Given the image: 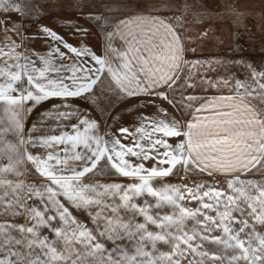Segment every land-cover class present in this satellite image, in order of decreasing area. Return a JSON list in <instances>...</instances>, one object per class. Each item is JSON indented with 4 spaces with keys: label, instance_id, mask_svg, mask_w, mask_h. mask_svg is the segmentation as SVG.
Wrapping results in <instances>:
<instances>
[{
    "label": "snow or ice",
    "instance_id": "obj_1",
    "mask_svg": "<svg viewBox=\"0 0 264 264\" xmlns=\"http://www.w3.org/2000/svg\"><path fill=\"white\" fill-rule=\"evenodd\" d=\"M211 2L0 0V264H264V182L250 178L264 174V61L239 46L188 58L185 33L203 28L189 38L203 42L214 31ZM49 17L77 44L41 23ZM92 29L103 55L83 42ZM38 36L55 46L40 54ZM218 68L244 79L205 75ZM205 86L229 94L197 95ZM181 172L219 174L226 187L166 182Z\"/></svg>",
    "mask_w": 264,
    "mask_h": 264
},
{
    "label": "rangeland",
    "instance_id": "obj_2",
    "mask_svg": "<svg viewBox=\"0 0 264 264\" xmlns=\"http://www.w3.org/2000/svg\"><path fill=\"white\" fill-rule=\"evenodd\" d=\"M221 7L218 9L219 16L214 12L213 16L217 17L211 24V28L214 31L210 32L209 37L203 42H192L189 38H195L199 35V31H203V28L199 30H192L185 33L186 43L189 48H196L195 54L191 51L188 52L189 59H209L217 57H231V49L239 46L244 49V55L248 58L249 62H253L257 68L262 66L264 61V15L261 14V10L264 9V0H218ZM235 4L238 8L245 13V15L238 22L234 17L229 16L223 8V4ZM209 7H215V5L209 0ZM204 27H209L205 24ZM223 40V44H219L217 39ZM231 74H235L238 78L244 79V74L240 70L233 68L231 72H225L223 68H218L216 72L206 73L205 75L211 77L213 80L220 76L228 78ZM218 92H229V88H208L198 89L196 94L204 97L209 94ZM97 178H93L95 180ZM104 182H111L116 180L117 182H127V178L122 177H99ZM166 182L174 183L183 186L194 187L195 183L210 184L213 187L224 188L226 182L222 176H216L213 180L212 177L204 174L193 175L191 173L185 175L183 172L179 176H171L165 178ZM183 203L190 208L197 206L196 202L189 203L184 201ZM23 223V220L20 221ZM168 248L162 247L161 251H167Z\"/></svg>",
    "mask_w": 264,
    "mask_h": 264
},
{
    "label": "crops",
    "instance_id": "obj_3",
    "mask_svg": "<svg viewBox=\"0 0 264 264\" xmlns=\"http://www.w3.org/2000/svg\"><path fill=\"white\" fill-rule=\"evenodd\" d=\"M68 18H71V16L69 15ZM8 16L5 15L3 13V10L0 9V21H4L7 20ZM12 19L16 20L18 19V16L16 14H12ZM41 23L44 24H48L49 26L53 27V29L55 31H57L60 35L63 36V38L68 41L69 43H72L73 45L77 44V41L80 40V37L78 35H74L73 34V30L67 26H65L59 19L53 18V17H49L46 20H42ZM79 23L84 25L85 27H88V24L86 21L84 20H79ZM26 25V30L29 33H34L36 32L37 29V25L35 23H32L31 21H27L25 22ZM84 43H86L90 48H92L94 51H98L99 54H105V38L104 36L101 34L99 29H92L89 33V35L87 37L84 38L83 40ZM35 50H37L38 52H40V54H46V51L52 47L55 46V42L50 41L47 38L44 37H37L31 45ZM114 47H117L118 49L122 50L123 47V41L119 39V36H117V38L114 41ZM63 50V49H62ZM229 92H218V93H213V94H209L207 96V98H213L215 96H219V95H228ZM51 103H59L58 100H53L51 101ZM51 103H44L41 107H38L35 111H33L30 116H28L25 119V132H27L28 128H31L33 123L37 121L38 116L45 111V109H48L51 107ZM157 104H161V101L157 100L156 101ZM198 106V105H196ZM87 106L84 104H81L80 108L81 111H83ZM162 107L167 108L169 112H173V109L170 108L166 103L162 104ZM134 110V109H133ZM145 111L147 112H152L154 111L153 108L149 107L147 109H145ZM174 115H176L179 118V114L173 112ZM194 110H193V115H194ZM93 116H95V113H92ZM202 115H206V114H202ZM125 119H130V117H125ZM185 119L191 120L192 119V115H189L187 117H185ZM75 122V121H73ZM149 167L151 166V162L148 165ZM217 176H221L219 174H217ZM252 179H257L261 182H264V174L261 173H257L255 176L250 177Z\"/></svg>",
    "mask_w": 264,
    "mask_h": 264
}]
</instances>
